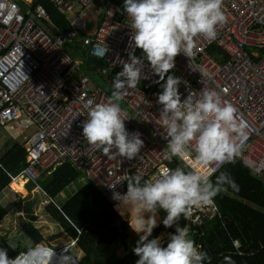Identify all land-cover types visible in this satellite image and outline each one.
Here are the masks:
<instances>
[{
    "label": "built area",
    "instance_id": "2783aa9c",
    "mask_svg": "<svg viewBox=\"0 0 264 264\" xmlns=\"http://www.w3.org/2000/svg\"><path fill=\"white\" fill-rule=\"evenodd\" d=\"M48 1L68 22L66 31L51 33L42 20L54 25L44 6H34L35 0H0V127L14 125L23 135L26 151V164L12 180L24 178L26 183H34L35 190H41L42 175L69 163L114 205L113 189L108 185L120 175H136L143 181L170 167L160 125L161 105L157 103L163 81L157 83L158 75L144 61L146 78L121 101L129 117L124 121L126 129L139 132L144 142L140 159L109 158L86 148L82 121L87 117V106L106 101L110 93L93 85V77L80 71L81 60L73 59L65 44L76 40L90 56L105 61L116 72L128 60L129 52L140 56L141 50L132 47L123 0ZM95 2H102V9L89 34L85 13ZM75 4L79 11L73 13ZM222 8L226 22L217 27L216 39L194 38L193 55L177 54L169 73L181 77V100L205 87L234 104L248 132L236 158L252 175L264 178V0H222ZM100 75L111 89L113 77ZM181 163L200 167L194 159ZM226 163L213 162L206 167L213 175ZM126 189L127 181L115 186L121 193ZM203 217H220L214 203L194 210L186 223L199 225ZM66 249L53 250L49 264Z\"/></svg>",
    "mask_w": 264,
    "mask_h": 264
},
{
    "label": "clouds",
    "instance_id": "9594fccd",
    "mask_svg": "<svg viewBox=\"0 0 264 264\" xmlns=\"http://www.w3.org/2000/svg\"><path fill=\"white\" fill-rule=\"evenodd\" d=\"M123 8L126 24L132 30V47L139 48L141 55L129 52L128 60L113 76L107 100L89 103L82 121V137L87 141L86 148L99 150L109 158H141L144 142L139 132L126 129L124 121L129 117L120 102L146 78L143 69L147 61L158 75L157 83L163 81L157 103L161 105L165 156L181 162L194 159L200 167L187 163L164 167L154 178L143 181L139 176L122 174L108 185L116 201L113 207L126 216L129 228L138 234L132 249L138 257L135 264H210L208 252L192 238L189 223L181 226L179 221H190L194 210L211 206L219 193L237 187L227 171L216 170L213 177L206 166L233 161L247 139V125L238 118L234 104L222 100L215 89L203 87L181 100V77L169 70L177 54L193 55L194 38L216 39L217 27L226 22L222 0H123ZM123 181H127V189L121 193L115 186ZM160 210L166 213L160 222L165 228L174 227L167 234L166 245L160 236L151 237ZM73 242L70 239L59 248L37 247L51 249L47 251L35 245L24 256L26 251L15 258L9 257L7 248L0 247V264H49L53 250L65 247L55 264L74 263L69 256ZM223 259L226 264H234L229 256Z\"/></svg>",
    "mask_w": 264,
    "mask_h": 264
},
{
    "label": "trees",
    "instance_id": "16d2710c",
    "mask_svg": "<svg viewBox=\"0 0 264 264\" xmlns=\"http://www.w3.org/2000/svg\"><path fill=\"white\" fill-rule=\"evenodd\" d=\"M36 4H41L46 9L54 27L44 20L42 22L51 33L64 32L69 28L68 22L48 0H35L34 6ZM65 50L73 59L81 60L82 73L101 79L100 73L111 77L117 73L109 69L105 61L90 56L76 40L67 42ZM23 142L10 140L0 150V222L13 208L25 211L29 218L24 220L18 217V238L14 236L8 240L0 233V247L7 248L9 257L13 258L44 240L42 230L32 222L36 218L32 210L34 200L30 196L34 183H26L29 195L25 200L16 193L14 200L6 205L1 200L2 193L9 188V184L15 192L26 194L23 182H11L12 177L26 164ZM168 164L171 168L181 162L173 158L168 160ZM219 170L227 171L237 187L229 188L227 192H221L214 198L220 217H203L199 225L191 224V236L208 252L210 264H226L224 256H229L234 264H264V180L250 174L238 158L227 162ZM77 178L81 180L80 187L64 203L58 205L55 197ZM39 185L48 200L43 206L44 213L74 240V248L69 249V256L74 264H135L138 257L132 249L139 237L129 228L127 221H122L120 227L110 228L97 235V231L115 221L118 214L105 195L85 180L80 172L69 163H64L42 175ZM179 223L183 226L186 221L181 218ZM168 229L174 231V227L165 228L160 223L153 229L151 237ZM114 246H121L123 249L118 256L113 250ZM73 249L81 251L80 258L75 257Z\"/></svg>",
    "mask_w": 264,
    "mask_h": 264
},
{
    "label": "rangeland",
    "instance_id": "374dc122",
    "mask_svg": "<svg viewBox=\"0 0 264 264\" xmlns=\"http://www.w3.org/2000/svg\"><path fill=\"white\" fill-rule=\"evenodd\" d=\"M102 9V2L98 3H92L88 8H87V13H85L86 15V30L87 32L90 34L95 27V19L98 17L100 10ZM73 13H76L77 11H79V6L78 4H75L72 8ZM103 76L105 77V79L109 78V75L107 74H103ZM92 84L95 85H100L102 87H104V89H106V91H108L111 94V89L107 88L104 85L103 80L98 77V76H94L92 78ZM121 105L122 102H120ZM15 126L12 124H8L5 127H0V150L3 149V147L1 148L2 145L6 144L8 141L10 140H15V141H21L22 136L21 137H16V133L15 131L12 129ZM16 130V129H15ZM22 180L18 181V182H23V188L26 192L25 189V179L21 178ZM264 180V178H262ZM81 180L79 178L75 179L74 181H72L64 190H63V194L66 197H61V194H58L55 197V201L58 204H62L63 201L68 198L69 194H72L74 191H76L79 187H80V182ZM10 186V185H9ZM11 188V187H10ZM38 192L36 190H32L31 192ZM6 194L8 195V203H10L12 200H14L15 198V194L12 193V191L10 190H5ZM30 192V193H31ZM20 195V198L25 200V198H23V194L16 192ZM29 195V193L27 192L25 197H27ZM44 195V194H43ZM42 195V192H38V193H31L30 196H32V198L35 200V203H33V214L36 216L35 220H33L32 222L39 227L44 235V240L41 243L36 244V247H40L42 245L45 246H50V247H54V248H59V247H63L64 245H66L69 242V237L61 230L60 226L58 225V223H56L54 220H52L50 218V216H48L47 214L44 213V208H42L44 205L42 204V202H44L43 200L45 199L44 196ZM46 202H44L45 204ZM5 204V203H4ZM6 205V204H5ZM10 207V206H9ZM11 209V208H10ZM117 212V211H116ZM118 214V212H117ZM159 219L157 220V225L156 227L161 223L160 222V218L163 219V217L165 216V213L160 210L159 211ZM21 217L24 220H28V216L26 215L25 211H19L18 208H13L12 210H10V212L7 214V216L4 218V220H2L0 222V233L5 236L6 239L9 240V238H13L14 236L16 238H18V233L16 232L18 230V226L20 224V219L18 217ZM118 216H120L118 214ZM122 217V216H121ZM123 220H126V216L122 217ZM155 228V227H154ZM169 232H173L172 230H163L161 231V233L158 235L161 237L162 241H167V234ZM16 233V235H15ZM135 235L138 236V234H136L134 232ZM11 240V239H10ZM71 248H74L73 246ZM114 252L117 254V256L119 254L122 253L123 249L121 246H114L113 247ZM74 255L76 258H80L81 256V251H79L78 249H73ZM114 253V254H115ZM115 256V255H114ZM71 260V259H70ZM54 264L57 263L53 262ZM52 263V264H53ZM70 264H74L73 261L69 262Z\"/></svg>",
    "mask_w": 264,
    "mask_h": 264
},
{
    "label": "crops",
    "instance_id": "0c3cea01",
    "mask_svg": "<svg viewBox=\"0 0 264 264\" xmlns=\"http://www.w3.org/2000/svg\"><path fill=\"white\" fill-rule=\"evenodd\" d=\"M13 129L15 130V128H13ZM15 131H16V132H15V133H16V137H21V136H22V139H21V141H20V142H22V141H23V135H21V134L18 132V130H15ZM241 163H242V162H241ZM242 164H243V163H242ZM50 172H51V171H50ZM50 172H49V173H50ZM249 172H250V171H249ZM250 174H251V173H250ZM20 180H22L21 177L16 178L15 180H11V182H12V181L18 182V181H20ZM9 185H10V184H9ZM67 186H68V185H67ZM8 187H9V188L6 189V190H10V191H12V193H14V194L16 193L12 188H10V186H8ZM65 188H66V187H65ZM65 188H64V189H65ZM25 189H26V193H27L28 191H27V188H26V182H25ZM64 189H63V190H64ZM32 190H35V187H34ZM63 190H62L59 194H61V197H66V196L63 194ZM36 191H38V192H40V193L42 192V195L44 194L42 190H36ZM38 192H34V191H33V192H31V193H38ZM74 193H75V191H74L72 194H74ZM16 194H18V193H16ZM72 194H69V195H68V198H69ZM18 195H19V194H18ZM25 195H26V194H25ZM25 195H23V198H25ZM19 196H20V195H19ZM43 196H44V198H45L43 201H44V202H47L48 200H47L45 194H44ZM68 198H66V199L63 201V203H64ZM1 200H2L3 203L8 204V195L6 194L5 190H4L3 193H2V199H1ZM33 200H34V199H33ZM11 202H12V201H11ZM44 202H42L43 205L46 204V203L44 204ZM55 202H56V201H55ZM24 203H25V202H24ZM33 203H35V200H34ZM56 203H57V202H56ZM57 204H58V203H57ZM22 205H23V204H22ZM58 205H60V204H58ZM42 208H43V207H42ZM32 209H33V204H32ZM41 229H42V228H41ZM16 232H17V231H16ZM15 234H16V233H15ZM9 239H11V238H9Z\"/></svg>",
    "mask_w": 264,
    "mask_h": 264
},
{
    "label": "water",
    "instance_id": "95a60500",
    "mask_svg": "<svg viewBox=\"0 0 264 264\" xmlns=\"http://www.w3.org/2000/svg\"><path fill=\"white\" fill-rule=\"evenodd\" d=\"M123 9V7H122ZM122 221H125L122 219L121 216H118V218L113 221L112 223H110L109 225H107L106 227H101L98 231H97V235H99L101 232L105 231V230H108L110 228H113V227H120ZM167 241H164V244L166 245Z\"/></svg>",
    "mask_w": 264,
    "mask_h": 264
},
{
    "label": "bare ground",
    "instance_id": "6f19581e",
    "mask_svg": "<svg viewBox=\"0 0 264 264\" xmlns=\"http://www.w3.org/2000/svg\"><path fill=\"white\" fill-rule=\"evenodd\" d=\"M121 216V215H120ZM159 219V216L157 217V220ZM127 220V219H126ZM59 259H56V261H58ZM56 261H54V262H56ZM53 263V262H52ZM52 263H50V264H52ZM54 264V263H53ZM70 264V263H69Z\"/></svg>",
    "mask_w": 264,
    "mask_h": 264
}]
</instances>
